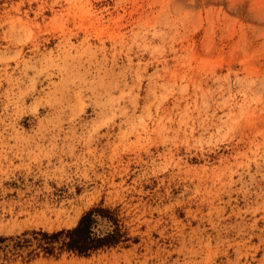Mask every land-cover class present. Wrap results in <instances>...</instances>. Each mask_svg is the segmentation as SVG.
Wrapping results in <instances>:
<instances>
[{
    "label": "rangeland",
    "instance_id": "obj_1",
    "mask_svg": "<svg viewBox=\"0 0 264 264\" xmlns=\"http://www.w3.org/2000/svg\"><path fill=\"white\" fill-rule=\"evenodd\" d=\"M98 205L0 264H264V0H0V235Z\"/></svg>",
    "mask_w": 264,
    "mask_h": 264
},
{
    "label": "trees",
    "instance_id": "obj_2",
    "mask_svg": "<svg viewBox=\"0 0 264 264\" xmlns=\"http://www.w3.org/2000/svg\"><path fill=\"white\" fill-rule=\"evenodd\" d=\"M99 218L111 223V229L103 232L98 229ZM128 240L116 213L108 207L93 206L83 212L78 222L70 228L54 231L42 229L24 230L17 235H0L2 250H26L32 258L40 251L46 256H58L62 252H71L79 256L106 248L115 247Z\"/></svg>",
    "mask_w": 264,
    "mask_h": 264
}]
</instances>
